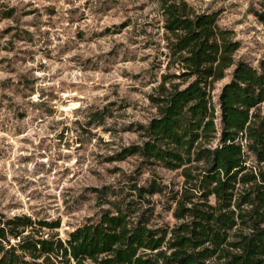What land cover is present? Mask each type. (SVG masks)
I'll return each instance as SVG.
<instances>
[{"label": "rangeland", "instance_id": "1", "mask_svg": "<svg viewBox=\"0 0 264 264\" xmlns=\"http://www.w3.org/2000/svg\"><path fill=\"white\" fill-rule=\"evenodd\" d=\"M216 12L239 43L235 61L264 56V0H185ZM159 0H0V210L59 220L63 240L113 210L133 180L181 185L178 171L122 158L156 115L148 96L163 73ZM233 68L217 82L213 103ZM264 112V104L261 106ZM157 201L152 226L174 220Z\"/></svg>", "mask_w": 264, "mask_h": 264}, {"label": "trees", "instance_id": "2", "mask_svg": "<svg viewBox=\"0 0 264 264\" xmlns=\"http://www.w3.org/2000/svg\"><path fill=\"white\" fill-rule=\"evenodd\" d=\"M159 2L163 73L148 96L156 115L121 157L178 171L179 189L156 179L128 180L120 195L94 188L114 197L113 210L65 240L59 220L0 210V264H264V56L256 66L235 61L239 43L216 12ZM230 68L215 106L214 86ZM155 195L173 225H151Z\"/></svg>", "mask_w": 264, "mask_h": 264}]
</instances>
